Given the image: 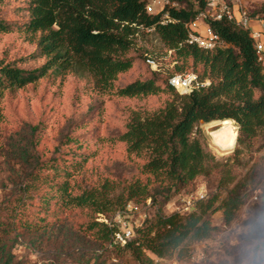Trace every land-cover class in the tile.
I'll use <instances>...</instances> for the list:
<instances>
[{"label":"trees","instance_id":"obj_1","mask_svg":"<svg viewBox=\"0 0 264 264\" xmlns=\"http://www.w3.org/2000/svg\"><path fill=\"white\" fill-rule=\"evenodd\" d=\"M147 4V0H27L19 9L24 11L25 21L14 25L0 19V32L27 33L36 46L30 57L0 59V96L35 83L51 71L61 76L67 72L88 75L99 97H163L158 106L133 112L121 131L108 138L112 144H122L126 154L139 161L137 176L114 185L103 181L82 189L80 183L69 179L74 173L67 169L65 178L50 179L51 184L39 197L41 209L46 210L52 203L58 212L75 209L83 213L87 219L79 228L85 234L93 240L122 245L142 261L140 264H153L143 257L145 251L162 258L188 239L207 238L215 230L212 215L222 211L223 222L231 221L246 197L245 183H238L227 190L225 199L220 200L216 193L197 199L185 215L162 213V204L219 165L214 155L192 137L196 124L233 119L239 126L240 144L264 131V66L257 61L249 29L225 19L208 21L223 46L205 50L186 42L187 24L205 7L204 0H166L163 8L152 13L146 11ZM248 12L252 18L263 13L264 3L255 12ZM148 34L156 38L163 52L137 44L138 38ZM148 54L156 59L157 69L146 63ZM38 58V65L27 67ZM140 63L149 68L146 76L124 85L117 83L120 74ZM190 67L196 77L209 84L179 94L168 79ZM31 128L34 139L39 130L35 125ZM67 140H73L69 134ZM77 150L71 151L74 158L78 156L72 162L75 166L88 159ZM239 153L237 149L235 155ZM223 179L219 177L218 188L224 184ZM116 186H120L118 194ZM148 199L149 208L156 204L153 214L145 215L131 239L124 244L114 243L116 227L109 212ZM98 214L110 225L97 220ZM14 228H0V237ZM0 264L28 263L16 261L0 239Z\"/></svg>","mask_w":264,"mask_h":264},{"label":"rangeland","instance_id":"obj_2","mask_svg":"<svg viewBox=\"0 0 264 264\" xmlns=\"http://www.w3.org/2000/svg\"><path fill=\"white\" fill-rule=\"evenodd\" d=\"M26 2L1 0L0 19L19 25L26 18L24 11L19 10ZM147 2L152 5V12L165 4V0ZM262 3L264 0L243 1L250 12H255ZM255 17L264 19V12L256 13ZM30 41L27 33L0 32V59L34 55L36 46ZM137 44L156 53L163 52L151 34L138 38ZM40 61L38 58L27 67L38 65ZM148 70L140 63L120 74L117 83L124 85L136 77H144ZM192 71L190 67L183 73ZM197 79L206 80L199 76ZM162 100L163 97L158 96L144 99L114 94L99 97L88 75L67 72L61 76L51 71L35 83L16 89L14 93L5 91L0 96V220L3 222L0 228L15 226L0 239L16 261L28 264L142 263L129 250L122 249V245L93 240L85 234L79 228L87 219L83 213L75 209L58 212V207L52 203L46 210L41 209L39 197L51 184L50 179H64L67 169L74 173L69 179L80 183L82 189L98 186L103 181L114 185L132 175L137 176L139 161L128 156L122 144H112L108 138L121 131L133 112L156 107ZM231 120L237 130L236 144L233 151L224 155L210 145L209 131L215 127L207 128L208 122L203 121L196 124L192 137L214 155V162L219 165L207 175L196 177L160 209L166 215H185L187 212H180L182 206L189 201L194 205L200 194L206 197L216 193L222 200L227 190L238 183H245L243 203L227 223L223 222L222 211L215 212L211 217L215 230L207 238L188 239L171 255L162 258L145 251L143 257L150 258L153 264H264V131L240 144L239 126ZM33 125L39 130L34 139ZM68 134L73 139L70 142ZM73 149H78L79 154L85 153L88 159L78 166L73 165V160L78 158L71 155ZM237 149L240 153L235 155ZM221 176L224 184L218 188ZM227 178L232 181L227 182ZM120 192L118 188L116 193ZM254 195L258 196L257 200L253 199ZM149 204L150 199L139 204L145 215L155 211L156 204L152 209ZM117 211L109 212L113 223H116ZM97 216V220L104 221V216ZM132 219L141 218L133 213Z\"/></svg>","mask_w":264,"mask_h":264},{"label":"built area","instance_id":"obj_3","mask_svg":"<svg viewBox=\"0 0 264 264\" xmlns=\"http://www.w3.org/2000/svg\"><path fill=\"white\" fill-rule=\"evenodd\" d=\"M204 2L205 7L199 10L195 19L187 24L188 37L186 42L189 44H195L205 50H212L216 47L223 46L222 40L212 30L208 21H220L225 19L233 23L235 26L249 29L257 61L264 66V43L262 41L263 32L253 30L249 27L250 22L253 19H257V17L252 18L249 15L247 8L241 0H204ZM146 11H153V7L150 3L146 5ZM164 17H167V15L164 14ZM146 30L151 31L152 29L148 28ZM146 63L150 65L152 69H157L158 63L156 59L149 54L146 56ZM168 81L179 94L189 93L195 88L209 84L208 80L198 81L194 73L175 74L172 75ZM204 196V194H200L199 199L204 198ZM253 199L257 200L258 196L254 195ZM191 207L192 204L189 201L182 206L180 212H187ZM133 213H138L141 219H132ZM116 217V229L113 232L112 240L114 243L124 244L127 240L134 236V230L141 225L145 214L141 212L139 204L127 203L121 210L116 212ZM104 222L109 224L106 219H104Z\"/></svg>","mask_w":264,"mask_h":264},{"label":"bare ground","instance_id":"obj_4","mask_svg":"<svg viewBox=\"0 0 264 264\" xmlns=\"http://www.w3.org/2000/svg\"><path fill=\"white\" fill-rule=\"evenodd\" d=\"M206 127H215L213 130L209 131V134L211 137L210 145L217 153L224 155L234 148L237 130L232 120L224 119L221 121H210L206 124Z\"/></svg>","mask_w":264,"mask_h":264},{"label":"crops","instance_id":"obj_5","mask_svg":"<svg viewBox=\"0 0 264 264\" xmlns=\"http://www.w3.org/2000/svg\"><path fill=\"white\" fill-rule=\"evenodd\" d=\"M241 1L243 3V1H246V0H241ZM250 25L253 30H259L263 32L262 41L264 43V19H261V18L253 19Z\"/></svg>","mask_w":264,"mask_h":264},{"label":"water","instance_id":"obj_6","mask_svg":"<svg viewBox=\"0 0 264 264\" xmlns=\"http://www.w3.org/2000/svg\"><path fill=\"white\" fill-rule=\"evenodd\" d=\"M213 121H221V120H213Z\"/></svg>","mask_w":264,"mask_h":264}]
</instances>
